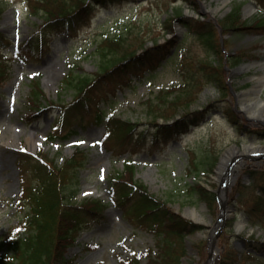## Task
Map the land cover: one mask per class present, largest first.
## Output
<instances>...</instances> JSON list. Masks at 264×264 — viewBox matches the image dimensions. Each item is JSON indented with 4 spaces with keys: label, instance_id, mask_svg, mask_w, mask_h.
Masks as SVG:
<instances>
[{
    "label": "rangeland",
    "instance_id": "rangeland-1",
    "mask_svg": "<svg viewBox=\"0 0 264 264\" xmlns=\"http://www.w3.org/2000/svg\"><path fill=\"white\" fill-rule=\"evenodd\" d=\"M0 1L4 6L0 31L10 37L13 42H21L37 31V25L42 22V18L29 14L30 6L27 0ZM217 2L218 0H135L106 7L97 6L90 24L81 26L76 38L51 33L43 52L32 61L13 59L8 62L9 75L0 86V242L3 233L17 224L18 216H20L13 213L22 188L21 170L17 157L22 147H27L32 153L42 147L58 163H63L71 157L77 146L86 149L88 161L79 173L81 191L75 197L78 201H82L85 197H101L108 200L110 194L107 178L117 170L123 169L131 158L136 166L137 179L146 184L151 192L168 200L174 211L185 215L184 212L189 208H196L203 216L205 224L211 225L217 221L222 210L220 200L218 198L213 200L212 193L207 203L203 200L190 202L187 184L200 180L207 188L214 191L218 187L219 162L224 150L232 142L264 143L262 138L241 135L240 130L235 131L229 119L223 116L221 111L228 106L225 100L220 103L222 105L208 112L198 125L190 126L179 136L163 135L154 142L151 137L140 142L130 143L127 140V145L130 147V151L127 152L121 145V138L115 135L110 136L105 143V146L109 148L115 147V152L112 153L104 148L105 146L99 140L104 135L105 128L102 124L95 123L90 111L84 110L80 113L78 119L82 121L83 126L63 144L48 142L46 139L59 109L55 107L39 117L26 118L29 113L26 99L30 92L31 79L36 78L40 81L48 98L58 102L61 99L71 100L73 97L71 90L64 88L62 80L70 68L80 73L98 70L102 60L95 52V47L101 37L108 33H128L131 29L134 32L144 30L148 41L147 46L153 45L151 39L162 42L165 38L178 37L172 56H169V59H167L168 56L165 57V60H162L163 64L158 68L146 72L145 78L134 76L131 87H116V82H106L102 85L104 86V90H101L102 94H97L96 99L97 101L102 99L103 102L107 100V108H110L111 113L145 123L137 128L136 133L144 132L152 135L156 128L149 123L150 113H155L162 106L158 98L160 91L178 83L183 78L184 81L189 79L191 75L188 78L187 76L190 72H197V67L199 70L203 64L207 65L205 61L210 59V55H215L214 59L220 61L223 57L222 52L212 50L208 52L196 33L190 31L191 34L185 35L182 30H187L182 24L181 32L175 31V27L173 31H168L166 21H170V17L172 19L176 10L184 13L188 11L190 13L193 10L196 15L202 16L203 19L215 25L218 19L226 18L235 7H240L244 17L252 18L257 12H264L262 0H228L218 12H215ZM250 4L255 9L246 13V7ZM195 24L199 26L200 22ZM235 24L242 26L240 20ZM229 30L224 34V45L228 52L233 51L236 54L238 52L242 55L243 61L247 58L264 57V28ZM217 35L218 38H222L219 31ZM4 53L7 56L13 55V53L8 54L7 50H4ZM241 74L239 72L235 76L238 77ZM235 76H233V85L237 90L236 81L239 79H234ZM225 84L227 88L228 83H223L224 86ZM207 88L210 92L207 93L205 100L198 99L191 106V110L202 108L208 104V101L218 99L217 88ZM105 90L109 91L108 95ZM200 95L203 94L200 93ZM228 97L233 99L232 95ZM110 103L113 104L110 105ZM229 104L234 106V101H229ZM166 113L171 114L172 110ZM159 120L163 122L162 118ZM135 143L140 144L135 145ZM203 149L217 156L212 169L206 171L203 166L202 171H193L189 174L187 169L191 164V158L198 160ZM247 172L248 170L240 171L237 179L239 180L238 189L242 183L247 182ZM258 181L264 183L263 174L258 175ZM235 189V184L228 189L230 209L218 236L219 251L214 264H263L261 260L248 254L249 251L253 252L251 246L256 245L246 244L247 238L253 236L255 239L264 240V218L259 214L258 217L250 213L248 209L249 197L255 190L246 189L241 195L238 194V189ZM215 196H217L216 193ZM191 199L193 200V197ZM133 202H128L126 207L132 208ZM256 221L258 224L255 228L251 226V223ZM209 229V226L203 225L197 230L182 231L181 238L170 236L169 239L174 242L173 255L180 253L181 245L185 248L182 254L171 258L166 264H204L209 256L208 239L205 234V231ZM156 242V236L152 232L136 227L123 216L121 207L110 203L102 220L90 229L82 231L67 255L74 258L70 264H125L134 256L138 259L136 264H157L153 261L146 262L145 256L149 247L154 250ZM89 245H96V247L89 248ZM245 250L246 253H243ZM3 252L4 250L0 247V253Z\"/></svg>",
    "mask_w": 264,
    "mask_h": 264
},
{
    "label": "trees",
    "instance_id": "trees-1",
    "mask_svg": "<svg viewBox=\"0 0 264 264\" xmlns=\"http://www.w3.org/2000/svg\"><path fill=\"white\" fill-rule=\"evenodd\" d=\"M36 1L41 4V7H34V9L36 12L43 13L46 23H57L63 17L72 26L66 31L70 35L74 33L78 24L86 20L85 16L91 8V3H88L87 0ZM96 1L105 3L111 0ZM2 11L3 7L0 6V17ZM239 19L240 14L237 11H233L227 17L230 25ZM75 21L76 25L74 26ZM141 34L138 32L133 37L123 35L107 37L97 48L99 55L103 57L99 72L96 74L87 72L71 74L70 78L65 79L66 86L74 89V99L62 106L60 117L63 125L73 123L72 116L75 111H79L92 102L94 92L106 78L139 73L147 68L153 69L155 67L154 60L159 62L160 58L168 52L165 53L166 45L155 44L153 48L144 47L141 54L135 55L136 52L129 49L132 48L135 40L138 41V46L141 45L143 48L145 41ZM209 38L208 34L204 40H209ZM121 50H124L122 56L117 55ZM109 54L113 55L110 60L104 59ZM2 76L0 72V78ZM214 76L215 73L202 69L199 78L195 74L186 81L180 82L179 85L175 84L164 90L158 97L162 106L153 113V120L159 116L168 119L181 106L188 108L196 98V94L189 97L190 90H199L204 84L211 82V78ZM32 93L34 97H31L29 104L36 108L39 114L47 110L48 108H45L47 104L41 100V97L44 96L43 91L37 88ZM168 110H172V113L167 114ZM32 116H36V114ZM190 116L191 114L187 113L183 115V119L176 120L172 124L159 125V131L163 130L172 136L178 135L187 129V123L190 120L194 122V117ZM96 120L104 123L109 134L115 133V136L124 142L128 138L131 139L139 126L138 122L108 115L105 110L101 109L96 113ZM74 131L76 129L72 127L65 136L50 134L49 138L64 140ZM123 141L122 144H124ZM84 158L83 151L78 149L74 157L67 160L65 164L59 165L45 151L33 155L24 150L20 156L19 164L27 175L30 174V177H34L35 183L29 187L21 199V203L25 202L26 205L22 206L24 213L19 224L2 236L1 244L6 247V252L0 255V264H66L69 262L66 253L68 248L75 243L77 233L100 220L103 211L109 204L101 198L93 197L82 202L75 200L78 191L76 187L77 173L84 165ZM214 158L212 157L209 161L207 157L202 158L199 160L200 163L195 161L194 165L197 169L203 164L210 166ZM109 181L110 197L113 202L124 208V203L135 201L133 204L138 211L137 217L132 219L135 225L155 234H160L163 230H160L161 227L166 225L178 227L175 230L180 228L191 230L195 227L189 220L174 213L167 206V201L150 193L146 186L135 179V167L132 163H129L123 171L120 170L112 175ZM189 189L190 196L194 191L200 199L209 200L212 196V193L199 182L189 185ZM124 213L128 215L129 211L125 209ZM150 259L153 258L150 257ZM169 260L170 257H161V260L154 259L152 261L157 264H166ZM135 261L134 258L128 264H133Z\"/></svg>",
    "mask_w": 264,
    "mask_h": 264
},
{
    "label": "bare ground",
    "instance_id": "bare-ground-1",
    "mask_svg": "<svg viewBox=\"0 0 264 264\" xmlns=\"http://www.w3.org/2000/svg\"><path fill=\"white\" fill-rule=\"evenodd\" d=\"M251 6L249 5L246 9V11H250L251 10ZM263 68H264V62H263ZM251 111L252 112H255V113H259L261 114L262 112H264V106L263 107H259V105H252L251 106ZM235 151V149H230L226 152V156L222 158V162H221V165H224V163L226 162V159L232 155V152ZM185 215L194 219L195 221H203V217L202 215L200 214V212L196 209V208H189L188 210H186L185 212Z\"/></svg>",
    "mask_w": 264,
    "mask_h": 264
},
{
    "label": "water",
    "instance_id": "water-1",
    "mask_svg": "<svg viewBox=\"0 0 264 264\" xmlns=\"http://www.w3.org/2000/svg\"><path fill=\"white\" fill-rule=\"evenodd\" d=\"M218 232L219 231H216L215 234H214V236L212 237V240H210L211 254H210V257H209V259L207 261V264L211 261L212 253H213V248L216 245V236L218 235Z\"/></svg>",
    "mask_w": 264,
    "mask_h": 264
}]
</instances>
